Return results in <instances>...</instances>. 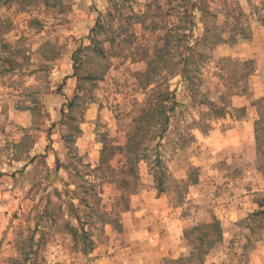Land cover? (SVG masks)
Returning a JSON list of instances; mask_svg holds the SVG:
<instances>
[{"label": "rangeland", "instance_id": "1", "mask_svg": "<svg viewBox=\"0 0 264 264\" xmlns=\"http://www.w3.org/2000/svg\"><path fill=\"white\" fill-rule=\"evenodd\" d=\"M204 1L213 16L203 20L180 0H135L124 16L139 15L144 24L133 15L113 22L115 33L98 36L100 57L87 48L89 34L111 0H0V264L27 255L24 264H171L190 254L184 230L212 216L222 239L196 264H264V222L251 217L264 198L253 130L259 114L253 103L264 97V0ZM235 25L249 38L232 33ZM178 27L186 28L180 53L194 46L207 57L198 91L193 97L179 77L159 76L153 86L178 103L157 147L164 190H157L151 157L137 164L135 193H123L116 180L124 159L109 162L115 174L98 171L100 150L126 142L145 105L137 77L146 70L145 55L170 32L172 67ZM214 33L228 42L212 46ZM248 60L254 71L244 80L239 63ZM89 75L95 80H78ZM204 101L223 107L224 115ZM71 127L80 133L67 143ZM115 205L120 230L98 214ZM76 215L93 243L86 254L65 226L77 227Z\"/></svg>", "mask_w": 264, "mask_h": 264}, {"label": "trees", "instance_id": "2", "mask_svg": "<svg viewBox=\"0 0 264 264\" xmlns=\"http://www.w3.org/2000/svg\"><path fill=\"white\" fill-rule=\"evenodd\" d=\"M135 0H111V7L106 12L105 16H98L94 27L91 29L89 34L90 46L87 47L93 51L97 56L104 57V50L101 46L102 41L99 39L100 34H106L107 32L115 33L117 29H113V22H123L124 20H129L130 16H134L136 21L134 23L144 24L142 17L136 14L130 13L124 16L123 9L126 6H129L130 3ZM156 1V0H155ZM180 3L184 6L190 7V10H195L199 12L201 18L204 20L206 16H213V14L208 9L204 0H180ZM150 6V2L147 3ZM241 15V12L239 13ZM229 17L230 14L227 13ZM127 19H125V18ZM238 19V18H237ZM236 20V19H235ZM204 22V21H203ZM119 24V23H118ZM205 27L203 39H207V33L210 32V29L207 27L206 22L204 23ZM122 29V27H119ZM119 29V30H121ZM185 30L186 28L178 27L175 31L177 44L173 46L175 52L177 53V59L172 63V67L169 66V61L167 59L169 53L171 52V37L170 32H166L162 44L158 47H155L152 51V54L146 53V70L137 75L139 78V84L141 89L145 90L146 99L145 105L140 110V113L137 117H134L131 125L126 133V142L122 146H115L110 143L103 144V147L100 150V159L99 164L96 167L98 171H111L115 174L114 170L110 167L109 162L114 158L115 155H120L124 159V165L119 174H117L118 179L116 180L119 190L121 192H126L128 194L135 193L138 186V174H137V164L142 160H150L152 157L151 163L153 164L152 169L159 168V175L155 171V181L157 182V190L159 193L163 192V175L160 172L162 162L157 151V147L161 144L167 128L169 125V112L173 111L178 103L175 101L174 94L166 91L159 90L157 86H153L158 81L159 76L163 72H169L170 75H175L180 78L183 83H186L189 89L192 91V96H196L197 93V74L201 73L202 66L205 59L207 58L204 53L196 50L194 46L185 47L187 54L180 53V36H183L184 33H179L180 30ZM232 33L241 34V38L247 39L249 35L245 29H239L238 26H234L231 30ZM122 33H119L117 36H121ZM180 34V35H179ZM182 34V35H181ZM213 43L212 46H215L220 43H227L225 39L221 37L218 33L213 34ZM234 37H232L233 39ZM108 40V39H107ZM111 43L114 39L110 40ZM80 49L76 50L72 55V60L74 67L77 68L80 63ZM242 69L241 78L244 80L247 79L253 70L254 61L248 60L239 63ZM87 79L89 81L95 80V77L91 75L87 77H79L78 80ZM153 86V87H152ZM78 98V95L74 96V99L70 100L67 103V108L72 109L75 100ZM208 106L209 110L212 113H215L217 116L221 117L224 115V108L215 105L211 101H204ZM264 97L258 99L253 103L259 110L258 117L254 121V141H255V150L257 154V160L259 161V170L264 175V112L260 111V106H264ZM209 111V112H210ZM242 111V110H241ZM63 117L66 119L68 115L62 112ZM67 124V122H65ZM68 125V124H67ZM69 126V125H68ZM70 128V126H69ZM73 134H70L65 137V142H70L73 138L80 133L78 127H71ZM150 151H155L153 155L150 154ZM196 180L193 181L195 183ZM90 188L91 184H88ZM124 194H121L123 196ZM123 198V197H121ZM97 197V201H99ZM79 202L84 203L82 199H79ZM258 209L252 213L251 217L255 221L264 222V198L258 200L257 202ZM116 205L110 211H98L100 222L104 225H110L115 230H120L121 225L119 222V211L116 209ZM75 219L78 222L77 227H69L65 225L69 235L72 237L74 246L77 248L78 244L81 243L80 251L84 254L92 250L93 243L89 241L90 233L88 230H84V223L82 219L76 215ZM184 238L191 245V251L188 257H180L176 260L170 261L171 264H196L199 261H202L204 257L212 250L222 239V231L219 220L215 217H211V221L192 226L184 230ZM28 256V255H27ZM27 256L23 262L16 261L17 264H24L27 261Z\"/></svg>", "mask_w": 264, "mask_h": 264}]
</instances>
